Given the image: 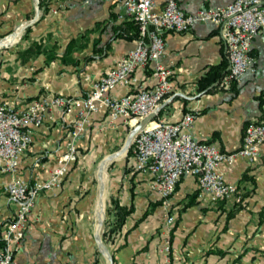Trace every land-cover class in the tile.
<instances>
[{
  "label": "crops",
  "instance_id": "crops-1",
  "mask_svg": "<svg viewBox=\"0 0 264 264\" xmlns=\"http://www.w3.org/2000/svg\"><path fill=\"white\" fill-rule=\"evenodd\" d=\"M167 1L154 0L156 11ZM175 1L185 13H194L233 0ZM128 21L118 0H0V38L7 37L0 41L4 42L0 45V104L23 109L43 97L86 98L92 84L135 47ZM164 40L160 62L172 70L171 89L153 121L174 123L185 113L196 112L191 130L194 140L225 154L237 151L245 127L264 122V30L252 43L256 73H246L224 91L213 89L215 80L202 90L206 75L211 80L216 69L225 72L228 67L226 47L214 25L197 23L188 32H166ZM135 77L136 85L117 87L111 96L120 98L155 84L151 66L138 70ZM74 120V113L65 116L60 108H53L34 129L17 177L30 185L45 182L65 152ZM133 126L134 122L120 119L111 128L105 112L92 114L75 141L77 155L108 154ZM111 162V157L101 162L96 230L105 212ZM75 163L60 189L37 195L12 264H102L88 215L93 192H79ZM124 163L117 166L116 182L110 187L107 229L116 235L109 244L110 256L113 264H161L165 212L149 187L150 176L135 170V158ZM225 176L237 186L239 202L203 205L196 199L194 177L185 175L177 183L171 197L175 217L170 232L171 264H264V144L255 163L239 158L225 166ZM9 180V175L0 176L2 231L17 209L2 191ZM119 210L128 212L122 221H118Z\"/></svg>",
  "mask_w": 264,
  "mask_h": 264
},
{
  "label": "built area",
  "instance_id": "built-area-1",
  "mask_svg": "<svg viewBox=\"0 0 264 264\" xmlns=\"http://www.w3.org/2000/svg\"><path fill=\"white\" fill-rule=\"evenodd\" d=\"M118 2L138 29L136 45L114 68L105 71L92 84L86 98L43 97L23 109L0 104V176H10L2 191L17 205L14 217L2 231L0 264H12L29 227V216L37 195L60 189L63 178L77 158L75 141L92 114L105 112L111 128L120 119L134 122V128L142 119L158 112L171 89L172 70L160 62L165 50L166 32H188L197 23H210L216 27L226 47L228 62L226 73L216 83L220 90H229L248 72L256 73L252 43L264 30V0H233L223 7L199 9L194 13H185L175 0H168L160 11H156L154 0ZM150 66L155 79L151 89H141L120 98L111 96L117 87L136 85L135 73ZM53 108H60L65 116L74 113L75 120L65 152L49 178L43 183L30 185L17 177L18 164L32 142L34 129L42 125ZM196 115V112H187L174 123L152 121L132 139L135 170L150 176L149 187L158 195L165 212L166 235L161 247V264H171L170 232L175 222L171 197L181 177L190 175L195 178L198 188L196 199L203 205L234 199L239 202L237 186L226 179L225 166H232L239 158L255 163L264 144V122L250 123L244 129L241 147L230 154L222 153L211 144L194 140L191 130Z\"/></svg>",
  "mask_w": 264,
  "mask_h": 264
},
{
  "label": "rangeland",
  "instance_id": "rangeland-1",
  "mask_svg": "<svg viewBox=\"0 0 264 264\" xmlns=\"http://www.w3.org/2000/svg\"><path fill=\"white\" fill-rule=\"evenodd\" d=\"M127 17V16H126ZM128 20L129 17H127ZM132 22V20H130ZM134 25V24H133ZM137 28V27H136ZM20 29V28H18ZM138 30V29H137ZM18 31H15V33H17ZM16 37V36H15ZM7 38V37H6ZM9 38V37H8ZM5 38H0L1 40H4ZM19 40V37H17V41ZM137 40V39H136ZM1 50V49H0ZM224 91V90H221ZM129 134V132L126 134V136L123 138L122 142L118 145L115 146L113 148H111L108 152V154H98L96 155V153H93L92 156L87 155L86 157H84V154H78L77 158H76V166H78V174H77V180L79 181V185H80V193L85 194L86 192H93V200H92V209H91V213H89V217H91L92 220V224H93V229L95 228L96 225V219H95V202H96V198H97V204H98V200H99V195H100V178H99V172H100V167H101V162L109 155H112L114 153L119 152L124 144H125V140L127 135ZM86 153V152H85ZM134 157V153H133V145L132 142L127 150V152L125 153V155L120 158V161H112L110 163V165L108 166L107 169V174H108V180H107V184H106V200H105V212H104V216L103 219L101 221L102 225L100 226V230L97 233V230L95 228V236L98 234V238L99 241L102 243L103 247L105 248V250L109 253V255H111V249L109 247L110 243H113L114 239H115V234L113 236V234L111 235V231H108L107 229V224L109 221V196H110V187L112 186L113 183L116 182V177L115 175H113V173L115 172L117 166H119L120 164L129 161V159ZM80 160V163L77 162ZM125 164V163H124ZM72 165V164H71ZM120 180H122V177H120ZM97 207V205H96ZM32 212V211H31ZM31 214V213H30ZM165 217V216H164ZM99 224V221L97 220V225ZM164 225H165V221H164ZM2 234V232H1ZM96 256L97 258H99V260L102 262V264H109L107 257L102 253L98 242L96 241Z\"/></svg>",
  "mask_w": 264,
  "mask_h": 264
},
{
  "label": "water",
  "instance_id": "water-1",
  "mask_svg": "<svg viewBox=\"0 0 264 264\" xmlns=\"http://www.w3.org/2000/svg\"><path fill=\"white\" fill-rule=\"evenodd\" d=\"M157 113L158 112H156V113H153V114H151V115H149V116H147V117H145L144 119H142L130 132H129V134H128V137H127V139H126V142H125V144H124V146H123V148L120 150V151H125V152H127V150H128V148H129V146H130V144H131V142H132V139H133V137H134V135L137 133V132H139L140 130H142L143 128H145L150 122H152L155 118H156V116H157ZM116 155V153H114V154H112V155H109V156H107V157H112V158H114V156ZM102 225V224H101ZM100 225V226H101ZM98 233V232H97ZM95 239H96V241L98 242V245H99V247L100 248H103V250H105V248L103 247V245H102V243L99 241V238H98V234L95 236ZM105 256L107 257V259H108V261L110 262V264H113V261H112V257L109 255V253L105 250Z\"/></svg>",
  "mask_w": 264,
  "mask_h": 264
},
{
  "label": "trees",
  "instance_id": "trees-1",
  "mask_svg": "<svg viewBox=\"0 0 264 264\" xmlns=\"http://www.w3.org/2000/svg\"><path fill=\"white\" fill-rule=\"evenodd\" d=\"M127 24V23H126ZM127 25H130L131 26V29H132V31H133V35H132V37L133 38H138V30H137V28H136V26L135 25H133V22H131V21H128V24ZM226 73V71L225 72H220V70H218V69H216V71H214L213 73H212V79L211 80H209V74L208 75H206L205 76V78H204V83H202L203 85H202V90L203 89H206V88H208V87H210V86H212L213 85V80H215V81H218L224 74ZM207 80V81H206ZM233 86V85H232ZM213 89H218V90H220L217 86H216V84H215V86L213 87ZM128 212H124L123 210H119L118 212H117V214L118 215H120V216H118V221H122V219L124 218V215H126ZM1 232H2V226H0V248H1V246H2V239H1Z\"/></svg>",
  "mask_w": 264,
  "mask_h": 264
},
{
  "label": "bare ground",
  "instance_id": "bare-ground-1",
  "mask_svg": "<svg viewBox=\"0 0 264 264\" xmlns=\"http://www.w3.org/2000/svg\"><path fill=\"white\" fill-rule=\"evenodd\" d=\"M5 39H6V38H5ZM3 43H4V42H0V45L3 44ZM124 152H125L124 150H123V151H119V152H117L116 155L114 156V158L111 157V161H115L116 159H118V158H119ZM125 153H126V152H125ZM109 164H110V163H109ZM109 164H108V165H109ZM102 223H103V222H102ZM102 223H101V224H102ZM101 224H100V225H101ZM100 225H99V224L97 225V232L100 230ZM101 249H102L103 253L105 254V253H106L105 250H103V248H101ZM105 255H106V254H105Z\"/></svg>",
  "mask_w": 264,
  "mask_h": 264
}]
</instances>
